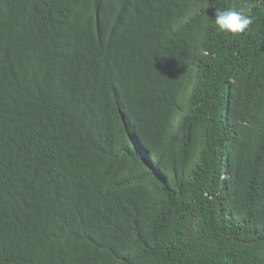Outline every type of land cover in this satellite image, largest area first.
<instances>
[{"label": "trees", "instance_id": "trees-1", "mask_svg": "<svg viewBox=\"0 0 264 264\" xmlns=\"http://www.w3.org/2000/svg\"><path fill=\"white\" fill-rule=\"evenodd\" d=\"M0 264H264V0H0Z\"/></svg>", "mask_w": 264, "mask_h": 264}, {"label": "clouds", "instance_id": "clouds-1", "mask_svg": "<svg viewBox=\"0 0 264 264\" xmlns=\"http://www.w3.org/2000/svg\"><path fill=\"white\" fill-rule=\"evenodd\" d=\"M250 8L216 10L214 24L217 31L231 34H242L252 24Z\"/></svg>", "mask_w": 264, "mask_h": 264}]
</instances>
